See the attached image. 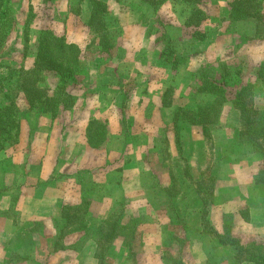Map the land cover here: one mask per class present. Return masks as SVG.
Here are the masks:
<instances>
[{"label":"crops","instance_id":"1","mask_svg":"<svg viewBox=\"0 0 264 264\" xmlns=\"http://www.w3.org/2000/svg\"><path fill=\"white\" fill-rule=\"evenodd\" d=\"M132 81L139 84L136 77ZM150 93L149 100L156 103V110L149 112L152 124L139 120L135 129L118 121L120 114L112 103L102 107L94 101L93 106L85 95L78 98L69 119H65L67 112L58 113L61 111L55 117L35 111L23 114L25 118L34 116L35 121L29 126L28 120L21 119L16 143L21 153L7 159L8 171L0 190V264H99L94 239L87 236L86 230L116 213L119 216L128 212L134 220L131 227L144 245L136 249V257L146 255L147 264H254L239 257L232 246L216 244L201 232L198 196L200 185L212 176L208 180L213 187L206 220L217 234L231 230L236 237L238 233L255 237L264 229V205L247 206L244 200L247 196L258 201L260 194L254 181L259 156L250 145L234 141L232 127H218V151L212 152L203 168L205 156L198 147L204 138L202 128L182 124L177 141L191 147L187 151L182 148L185 158L181 166L186 177L176 175L181 167V162L174 161L178 150L169 142L171 147L163 155L156 143L162 138L160 130L170 125L174 107L159 104L161 91ZM102 99L101 94L98 101ZM158 108L166 110V115L160 116L164 111ZM92 121L105 122L107 132L96 147L87 138ZM186 131L194 133L190 139ZM129 132L133 138L126 135ZM173 182H177L176 191ZM176 195L185 205L175 204ZM178 207L187 209V216L178 218V214L175 219ZM75 211L85 214L84 222L62 223L60 228L71 231L60 237L54 218L63 213L71 218ZM221 215H229L234 221L230 225ZM117 226L118 230L129 227L120 221ZM193 231L196 235L191 237ZM249 240L245 242L247 246L252 241ZM180 243H186L181 257L168 259L162 252L167 245L179 252ZM50 245L56 246L53 251ZM112 248L117 251H113L117 255L114 262L124 264L128 248L121 236L108 243V252Z\"/></svg>","mask_w":264,"mask_h":264},{"label":"rangeland","instance_id":"2","mask_svg":"<svg viewBox=\"0 0 264 264\" xmlns=\"http://www.w3.org/2000/svg\"><path fill=\"white\" fill-rule=\"evenodd\" d=\"M100 1L106 6L104 25L107 30L104 33L106 42L103 45L100 44L98 32L88 25L91 10L89 0H10L8 20L0 29V103L12 101L15 107H18L16 117L19 121L26 119L29 126L34 123V116L25 118L23 116L25 112L52 114L41 110H29L23 96L18 93L17 86L20 70H27L34 64L38 35L44 29L63 36L66 42L76 44L81 52L82 68L75 82L59 75H56L57 78L50 75L46 78L51 91H55V86H58L65 92L62 94L63 98L70 96L67 98V104H61L54 113L56 115L58 111H61L58 112L60 114L67 112L65 119H69L70 112L76 109L74 106L78 98L85 95L92 100L93 106L96 105L94 101L97 102V106L102 107L112 103L113 108L120 114L118 121L135 129L139 120L145 124H152L149 112L156 110V103L149 100L152 98L150 91H161L159 104L164 108L174 107L175 112L178 107L195 108L212 101L213 96L197 91L206 80L225 81L230 98L238 80L251 81L256 85L255 105L260 111H264V84L256 77L258 66L264 63V0H256L258 11L255 17L238 19L232 18L229 14V3L232 0ZM198 8L202 11L201 16L191 17ZM190 18H195L198 24L189 25ZM133 77L137 78L140 85L132 81ZM101 94L103 99L99 102L98 96ZM167 102L169 104H166ZM86 109L88 108L84 107V110ZM160 110L164 111L163 113L160 111V116L166 115V110ZM62 118L64 117L57 119ZM182 124L188 123L174 124L172 116L170 125L160 130L162 138L156 142L163 155L171 147L169 142H172V146L179 152V155L175 153L178 155L174 159L176 162H181L185 158L182 156V148L187 151L191 147L182 146V141H177L180 138ZM192 126L202 128L199 125ZM228 126L234 129L232 133L234 141L250 145L258 155L252 144L244 139L239 110L228 101L223 105L220 117L207 125L206 132L202 129L204 138L198 147H201V156H205L202 158L203 168L205 163L209 162L212 152L218 151L220 138L218 127ZM190 134L186 135L189 139L194 133ZM126 135L131 138L134 136L132 132ZM215 139L217 147L214 144ZM19 150V146L11 143L4 151H0V190L4 185L3 177H6L8 171L7 159L19 156L18 153H21ZM181 164L182 162L179 163L180 166ZM1 170L4 171L2 175ZM185 171L181 166L176 175L184 174L186 177ZM255 172L264 179L262 175L264 165L260 158ZM210 178L212 179V176L206 179L205 184L200 185L201 194L198 196L201 205L200 218L203 223L201 232L212 241L216 240V244L224 242L234 249L236 248L234 241H237L238 246L250 250L264 264V229L259 230L253 238L242 233H238L236 237L231 230L220 235L206 220V207L213 187V182L208 181ZM176 183L173 182V190ZM256 189L260 194L258 201L245 196L247 206L264 205V180L263 185L256 186ZM174 202L177 206L185 205L177 195ZM177 211L175 219L178 214V218L187 216V209L178 207ZM73 214L70 220L65 219L63 214H58L54 218V226L60 237L71 231V228H60L66 220L74 223L84 222V213L75 211ZM117 216L116 213L112 219L129 225L128 228L118 230V236L123 238L124 245L128 248V259L124 264H147L149 261L146 255L136 257V249L144 245L141 244V237L136 234V230L131 227L134 224L132 213L119 214L118 218ZM220 218L225 219L230 225L234 221L229 215L226 218L221 215ZM99 226L86 230L87 236L95 238ZM195 233L193 231L191 237L196 235ZM247 238H250L249 241L252 239L248 246L245 244ZM180 244L179 252H173L168 245L163 247L162 252L168 259L169 256L173 257V260L181 257L185 254L183 250L186 243ZM79 245L80 241L75 248L77 249ZM55 247L50 245V250L53 251ZM113 249L112 252H107L106 264H117L114 262L117 255L116 253L114 255Z\"/></svg>","mask_w":264,"mask_h":264},{"label":"trees","instance_id":"3","mask_svg":"<svg viewBox=\"0 0 264 264\" xmlns=\"http://www.w3.org/2000/svg\"><path fill=\"white\" fill-rule=\"evenodd\" d=\"M89 1L91 10L88 25L95 32H98L100 44L103 45L106 42L104 33L107 30L106 25H104L106 6L100 0ZM257 7L256 0H232L229 3V14L232 18L237 19L255 17L258 11ZM9 9L10 0H0V29H2L4 22L8 20ZM201 14L202 11L198 8L191 17L196 16V18H199ZM189 20V25L198 24L195 18ZM81 68V52L76 44L66 42L63 36H58L51 30H41L38 35L33 66L27 70H20L17 80L18 93L23 96L29 110H41L51 112L54 115L61 104H67V98L70 96L67 95L66 98H63L62 94L65 92L58 86H55V91H51L46 83L47 76L57 78L56 75H59L75 82L77 76L80 75ZM257 69L256 77L259 82L264 84V63L260 64ZM255 88L256 85L249 80L246 82L238 80L230 98V92L227 90L225 81L206 80L197 91L213 96L212 101L209 104L195 108L191 106L178 107L173 114V123L184 122L199 125L206 132L207 125L220 117L223 105L231 101L233 106L239 110L244 139L252 144L256 152L258 151L259 158L264 165V111H260L255 105ZM166 104H169V102ZM17 109L18 107H15L12 101L6 102V104L0 103V151H4L11 143H18L20 121L16 117ZM91 125L87 138L90 145L96 147L102 143L105 133H107L104 130L105 122L92 121ZM263 180L261 175L256 174L254 181L256 186L263 185ZM63 215L65 219L70 220L68 214L63 213ZM118 235L117 220L110 217L100 224L99 232L93 238L96 247L95 257L99 264H106L105 257L108 252V243ZM234 243L236 244V254L239 257L254 264H263L250 250L238 246L237 241H234Z\"/></svg>","mask_w":264,"mask_h":264}]
</instances>
